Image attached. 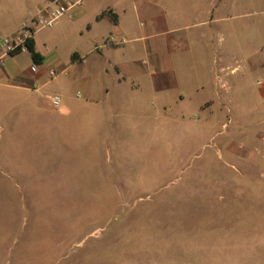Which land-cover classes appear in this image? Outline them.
<instances>
[{
    "label": "rangeland",
    "instance_id": "374dc122",
    "mask_svg": "<svg viewBox=\"0 0 264 264\" xmlns=\"http://www.w3.org/2000/svg\"><path fill=\"white\" fill-rule=\"evenodd\" d=\"M253 1L245 18L263 19ZM77 27L60 18L37 33L38 49L63 59L86 48ZM54 71L47 96L63 94L58 108L0 79L1 138L15 117L33 116L42 126L37 182L0 176V264H264L262 157L226 155L232 140L214 136L215 122L181 115L184 105L164 112L143 100L102 133L105 124L74 105L84 86ZM38 99V109L21 103ZM56 116L58 132L50 122Z\"/></svg>",
    "mask_w": 264,
    "mask_h": 264
},
{
    "label": "crops",
    "instance_id": "0c3cea01",
    "mask_svg": "<svg viewBox=\"0 0 264 264\" xmlns=\"http://www.w3.org/2000/svg\"><path fill=\"white\" fill-rule=\"evenodd\" d=\"M51 1L0 0V34L13 36ZM82 1L63 18L77 24V34L86 36V48L72 50L62 59L38 49V31L32 38L40 56L36 72H30L29 52L9 57L0 67V79L10 82L6 87L42 93L49 101L47 86L54 79L49 71L58 70L67 82L84 86V98H74V105L80 116L86 111L104 123L102 133L120 110L143 100L164 112L171 105H184L188 111L181 115L215 122L214 136L232 140L226 155L264 159V18H245L251 0H131L132 10L123 0H89L88 7ZM253 2L264 15V0ZM251 25L253 35H240ZM23 54L28 61L21 65L18 59ZM21 103L37 109L43 104L39 99ZM193 112L200 116L190 115ZM50 122L58 132L57 116ZM41 127L36 117L14 118L4 138L0 136L1 177L37 182L42 171L36 149ZM238 144L241 147L235 148Z\"/></svg>",
    "mask_w": 264,
    "mask_h": 264
},
{
    "label": "built area",
    "instance_id": "2783aa9c",
    "mask_svg": "<svg viewBox=\"0 0 264 264\" xmlns=\"http://www.w3.org/2000/svg\"><path fill=\"white\" fill-rule=\"evenodd\" d=\"M80 3L81 0L73 4L62 0H52L47 7L37 11L34 17L26 20L13 36L0 34V67L3 66L7 58L28 52L27 44L32 41L33 36L38 31L51 29L60 18L68 15L72 7L80 5ZM36 68L37 66L32 64L30 72L35 73ZM49 76L53 79L56 77V73L51 70ZM51 103L54 108H58L60 98L58 96L51 97Z\"/></svg>",
    "mask_w": 264,
    "mask_h": 264
},
{
    "label": "trees",
    "instance_id": "16d2710c",
    "mask_svg": "<svg viewBox=\"0 0 264 264\" xmlns=\"http://www.w3.org/2000/svg\"><path fill=\"white\" fill-rule=\"evenodd\" d=\"M27 50L30 53V56H31V59H32L33 64H35L37 66L39 64V62H40V56H39V54H37L34 51L33 41H30L27 44Z\"/></svg>",
    "mask_w": 264,
    "mask_h": 264
}]
</instances>
